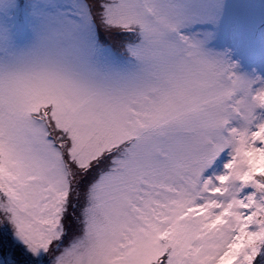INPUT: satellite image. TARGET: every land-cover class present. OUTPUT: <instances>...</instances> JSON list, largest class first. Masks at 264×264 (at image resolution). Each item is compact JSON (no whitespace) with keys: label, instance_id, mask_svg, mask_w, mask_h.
Wrapping results in <instances>:
<instances>
[{"label":"snow or ice","instance_id":"6c2138e0","mask_svg":"<svg viewBox=\"0 0 264 264\" xmlns=\"http://www.w3.org/2000/svg\"><path fill=\"white\" fill-rule=\"evenodd\" d=\"M0 264H264V0H0Z\"/></svg>","mask_w":264,"mask_h":264},{"label":"rangeland","instance_id":"374dc122","mask_svg":"<svg viewBox=\"0 0 264 264\" xmlns=\"http://www.w3.org/2000/svg\"><path fill=\"white\" fill-rule=\"evenodd\" d=\"M221 170H222V167H219V166H217V168L215 169V171H216L217 174H219L220 173L219 171H221Z\"/></svg>","mask_w":264,"mask_h":264},{"label":"bare ground","instance_id":"6f19581e","mask_svg":"<svg viewBox=\"0 0 264 264\" xmlns=\"http://www.w3.org/2000/svg\"><path fill=\"white\" fill-rule=\"evenodd\" d=\"M222 170H223V169H222ZM222 170H221V171H222ZM221 171H219V172H221ZM219 172H218V173H219Z\"/></svg>","mask_w":264,"mask_h":264}]
</instances>
